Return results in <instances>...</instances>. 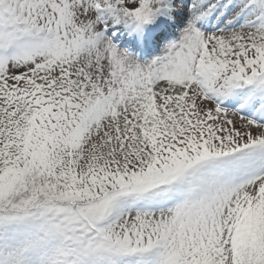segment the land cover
<instances>
[{"label": "snow or ice", "instance_id": "obj_1", "mask_svg": "<svg viewBox=\"0 0 264 264\" xmlns=\"http://www.w3.org/2000/svg\"><path fill=\"white\" fill-rule=\"evenodd\" d=\"M0 264H264V0H0Z\"/></svg>", "mask_w": 264, "mask_h": 264}]
</instances>
